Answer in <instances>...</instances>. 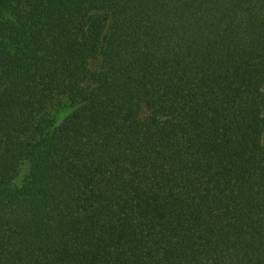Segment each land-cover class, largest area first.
<instances>
[{
  "label": "trees",
  "instance_id": "trees-1",
  "mask_svg": "<svg viewBox=\"0 0 264 264\" xmlns=\"http://www.w3.org/2000/svg\"><path fill=\"white\" fill-rule=\"evenodd\" d=\"M0 264H264V0H0Z\"/></svg>",
  "mask_w": 264,
  "mask_h": 264
}]
</instances>
